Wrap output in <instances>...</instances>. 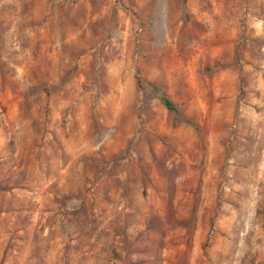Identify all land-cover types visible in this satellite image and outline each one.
<instances>
[{
    "label": "rangeland",
    "instance_id": "rangeland-1",
    "mask_svg": "<svg viewBox=\"0 0 264 264\" xmlns=\"http://www.w3.org/2000/svg\"><path fill=\"white\" fill-rule=\"evenodd\" d=\"M0 264H264V0H0Z\"/></svg>",
    "mask_w": 264,
    "mask_h": 264
},
{
    "label": "trees",
    "instance_id": "trees-1",
    "mask_svg": "<svg viewBox=\"0 0 264 264\" xmlns=\"http://www.w3.org/2000/svg\"><path fill=\"white\" fill-rule=\"evenodd\" d=\"M139 85L145 89V91L157 98L160 104L172 115V126L177 127L180 124L191 125L193 128L198 129L197 125L192 123L190 120L186 119L181 109L170 100V98L165 93L162 86L150 82L138 81Z\"/></svg>",
    "mask_w": 264,
    "mask_h": 264
}]
</instances>
